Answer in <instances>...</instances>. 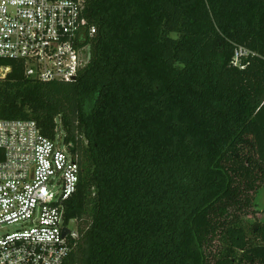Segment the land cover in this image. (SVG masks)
Segmentation results:
<instances>
[{
  "label": "trees",
  "instance_id": "16d2710c",
  "mask_svg": "<svg viewBox=\"0 0 264 264\" xmlns=\"http://www.w3.org/2000/svg\"><path fill=\"white\" fill-rule=\"evenodd\" d=\"M93 60L73 83L0 80L82 168L65 264H264V0H86ZM239 48L250 52L234 66Z\"/></svg>",
  "mask_w": 264,
  "mask_h": 264
},
{
  "label": "built area",
  "instance_id": "2783aa9c",
  "mask_svg": "<svg viewBox=\"0 0 264 264\" xmlns=\"http://www.w3.org/2000/svg\"><path fill=\"white\" fill-rule=\"evenodd\" d=\"M85 1L0 0V58L22 62L26 76L43 83L76 82L92 63L97 33ZM249 55L239 48L234 66ZM7 72L0 69V80ZM81 174L60 125L51 139L34 121L0 119V264L67 262L80 233L66 204Z\"/></svg>",
  "mask_w": 264,
  "mask_h": 264
},
{
  "label": "rangeland",
  "instance_id": "374dc122",
  "mask_svg": "<svg viewBox=\"0 0 264 264\" xmlns=\"http://www.w3.org/2000/svg\"><path fill=\"white\" fill-rule=\"evenodd\" d=\"M256 202L258 204V208L259 209H264V187H262L259 192H258V195H257V199H256ZM16 228L15 227H12L11 228V231H15Z\"/></svg>",
  "mask_w": 264,
  "mask_h": 264
},
{
  "label": "water",
  "instance_id": "95a60500",
  "mask_svg": "<svg viewBox=\"0 0 264 264\" xmlns=\"http://www.w3.org/2000/svg\"><path fill=\"white\" fill-rule=\"evenodd\" d=\"M65 233H67V231H65Z\"/></svg>",
  "mask_w": 264,
  "mask_h": 264
}]
</instances>
